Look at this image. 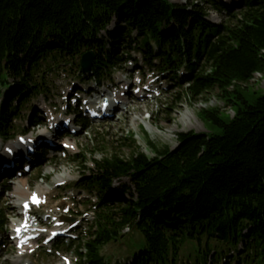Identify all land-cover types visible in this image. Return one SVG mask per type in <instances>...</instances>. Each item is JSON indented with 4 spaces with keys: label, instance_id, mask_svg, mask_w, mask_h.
Wrapping results in <instances>:
<instances>
[{
    "label": "trees",
    "instance_id": "1",
    "mask_svg": "<svg viewBox=\"0 0 264 264\" xmlns=\"http://www.w3.org/2000/svg\"><path fill=\"white\" fill-rule=\"evenodd\" d=\"M189 1L0 0L3 141L24 120L39 124L23 112L48 97L43 75L76 63L82 83L111 79L128 60L138 65L134 54L192 99L218 90L234 111L228 120L216 108L201 111L214 131L179 134L174 150L149 142L153 157L110 155L83 167L79 187L98 202L87 231L66 248L79 264H110L103 250L124 231L138 240L123 264H264V95L248 100L240 88L264 73V0ZM210 11L227 19L213 23ZM6 223L0 205L1 233Z\"/></svg>",
    "mask_w": 264,
    "mask_h": 264
},
{
    "label": "rangeland",
    "instance_id": "2",
    "mask_svg": "<svg viewBox=\"0 0 264 264\" xmlns=\"http://www.w3.org/2000/svg\"><path fill=\"white\" fill-rule=\"evenodd\" d=\"M168 1L177 5H187L190 3L189 0ZM223 1L228 4L233 3L231 0ZM209 14V19L219 24L224 23L227 19L225 15L216 14L215 12L210 11ZM133 73L132 68L127 67L122 73H119V75H116L111 80L115 82H120L119 79L125 80L127 84L138 85L141 89L136 95H133L132 92L128 93L132 95L128 98L127 106L123 107V110L118 111L116 117L110 121L95 123L86 129L82 127L81 122H78L77 125L74 123V127L78 129V133L73 137L68 136L66 139L63 132L57 135V132L53 130L52 136L48 134L51 131L48 128L52 120L49 119L50 114H42L40 126L36 130L31 128L29 131L42 136L44 140L52 138L56 146H60L61 143L68 141L74 148L69 149L66 152V156L58 160H53L56 157L54 153L49 154V157H51L49 161L42 162V158L37 159V165L34 164L32 171L29 173L25 174L19 164L18 171L14 173V171L10 170V172L8 171L1 176L2 178H9L6 185L0 181V186L3 185L8 188V192L2 195V201L0 202L8 226L19 215V202L17 198L23 195L22 193H18L17 196L15 193L17 190L16 185L24 183V192H27L29 195L31 194L29 192L35 189L46 194L47 203L45 208L41 210L42 214L58 215L59 207L68 203L72 208L70 215L82 216L97 199L95 195L88 196L82 189L77 190L75 186L76 182L83 175V167L92 168L94 161H100L110 155L129 159L134 153L140 152L148 157H153V150L150 148L149 142L158 149L169 147L174 150L178 146L179 134L188 132L210 134L214 131V128L209 123H205L204 125V122L200 118L201 111L216 108L222 112L221 117L225 120L233 117L234 111L230 106L225 104L218 90H210L202 96L192 99V97L186 95V86L173 87V84L169 82L170 89L167 94L156 100H149L145 98L146 94L142 86L147 85V83H150L148 85H153L156 82L155 78H151V75H148L149 77H145L146 82L140 83V78L139 81L132 78ZM43 76L45 77L44 82L50 91L48 93L49 97L45 99L44 96H41L32 104L37 111L43 109V111L53 112L54 106L65 105L67 94H70L72 88H78V80L75 77L76 63L72 67L62 66ZM118 85L116 84L117 90L121 86ZM246 86L248 87L246 88ZM240 88L248 100L256 96H263L264 73L256 75L251 82L241 85ZM123 91L120 90L117 95L119 96ZM60 112L62 111H57L53 117L57 119L60 116ZM23 114L25 117L30 116L29 112H23ZM186 117L187 120H185ZM146 123L153 127V133L150 132ZM24 125H26V122ZM130 138L132 139L130 140ZM13 144L17 145L16 140L4 145ZM42 145L44 146L45 144L43 143ZM3 149L1 148L0 153H4ZM22 151L25 153L26 148L22 147ZM75 156L86 157L87 160L84 164H81L82 161L75 163L72 161V158ZM7 161L10 162L9 160ZM17 172L21 175L18 176ZM64 172L68 174V177ZM59 179L63 180L59 182ZM63 182L66 184L64 187H57L58 184ZM125 182L127 181L125 180ZM70 186H75L76 190L72 192V187ZM1 192L2 189L0 188V194ZM17 192L19 191L17 190ZM81 196L84 198L79 199ZM87 197L88 199H86ZM84 223L85 221H82L81 226ZM124 235L125 237L120 240V243L108 245L103 250V255L110 264H123L128 257L127 246L130 242L135 243L138 240V236L130 231H124ZM7 237L8 234L5 235L3 240H7ZM8 245L4 249L3 254L0 255V264H59L61 262V259L56 254L48 255L45 250H40L33 256L27 255L20 259L16 257L17 253L14 250V244ZM60 253L68 256L71 262L76 264L77 260L73 254L66 253L64 250H61Z\"/></svg>",
    "mask_w": 264,
    "mask_h": 264
},
{
    "label": "water",
    "instance_id": "3",
    "mask_svg": "<svg viewBox=\"0 0 264 264\" xmlns=\"http://www.w3.org/2000/svg\"><path fill=\"white\" fill-rule=\"evenodd\" d=\"M94 61V53L88 52L82 56L81 68L84 73H90Z\"/></svg>",
    "mask_w": 264,
    "mask_h": 264
},
{
    "label": "bare ground",
    "instance_id": "4",
    "mask_svg": "<svg viewBox=\"0 0 264 264\" xmlns=\"http://www.w3.org/2000/svg\"><path fill=\"white\" fill-rule=\"evenodd\" d=\"M127 105H125V107H126ZM186 116H188V115H186ZM185 120H187V117L185 118ZM184 120V121H185ZM147 124V123H146ZM147 127L149 128V130H150V132L151 133H153L154 132V129H153V127L151 126V125H149V124H147ZM0 160H1V158H0ZM64 174H65V172H64ZM65 175H67V177H68V174L66 173ZM64 177H66V176H64ZM70 177V176H69ZM64 179V178H63ZM63 179H59V182H61ZM17 186V190L19 191V192H17V190H16V194H17V196H18V193H22L23 195H22V197H19L18 198V201H20V202H23V201H26V200H28L29 199V196L31 195H29L27 192H24V183H22V184H19V185H16ZM15 186V187H16Z\"/></svg>",
    "mask_w": 264,
    "mask_h": 264
}]
</instances>
